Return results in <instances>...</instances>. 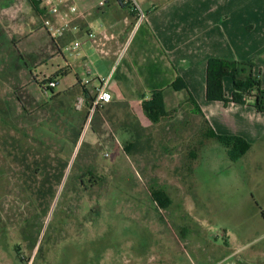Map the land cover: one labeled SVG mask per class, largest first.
<instances>
[{
	"label": "rangeland",
	"instance_id": "1",
	"mask_svg": "<svg viewBox=\"0 0 264 264\" xmlns=\"http://www.w3.org/2000/svg\"><path fill=\"white\" fill-rule=\"evenodd\" d=\"M21 2L0 0V54L8 58L0 62V85L9 84L3 94L12 106L21 90L16 75L35 62L32 53L17 60L4 37L20 39L17 14L10 16ZM25 3L45 17L40 5ZM30 44L40 47L33 40ZM59 63L56 58L50 70ZM72 79L59 78L54 91H62ZM11 116L16 126H25L19 109ZM95 117L71 153L64 151L67 165L57 179L53 173L63 165L62 156L58 160L52 152L21 141L18 166L2 152L8 150L3 142H14L17 135L0 126V264H225L229 251L224 234L231 235L232 243L238 236L231 247L236 258L244 261L256 251L259 255H250L247 264H264V142L251 143L233 164L227 156L223 161L214 141L199 146L194 119L183 131L163 128L165 134L157 137L152 151L142 144L146 135L137 133L123 142ZM192 153L195 158L190 159ZM76 164L105 180L82 186ZM151 189L167 194V209L156 205Z\"/></svg>",
	"mask_w": 264,
	"mask_h": 264
},
{
	"label": "crops",
	"instance_id": "2",
	"mask_svg": "<svg viewBox=\"0 0 264 264\" xmlns=\"http://www.w3.org/2000/svg\"><path fill=\"white\" fill-rule=\"evenodd\" d=\"M99 2H103V5L99 6ZM135 2L146 13V20L136 29L134 13L120 0H74L78 14L71 17L69 30L57 42L52 41L42 28L43 17L39 16L37 7L28 6L25 0L20 6L14 5L15 12L10 17L17 14L15 18L19 27L16 29L20 31V39L16 41L14 36L4 37L13 45L17 60H24L25 56H30L29 53L35 59L32 65H25L22 74L16 75L15 84L21 88L19 92L24 93H19L20 97L24 101L26 97L32 98L33 104H42L48 100L50 96H45L34 80L53 76L67 62L69 68L63 70L59 78L64 80L72 76L74 79L69 80L66 87L56 93L76 85L87 76V70L91 88L98 85V79L110 75L111 101L97 112V118L105 125V131L112 136H120L123 142L129 140V136H139L137 133H140V136L146 135L142 144L147 145V150L151 148L155 151L153 147L159 141L157 137L165 134L163 128L183 131L182 127H189L193 119L197 126L199 119L192 114V108L187 104L192 98L215 135L241 138L250 148L251 143L260 146L264 142V113L256 111L253 100L246 97L243 104L228 105L208 102L205 86L207 60L216 58L236 62L254 60V74L259 77L264 89V0ZM44 13L46 18L48 15ZM89 34L96 37L97 44L92 43ZM103 35L112 38L104 40ZM22 39L28 44L25 45ZM31 40L40 43V47L38 44L35 47L29 45ZM73 41L80 43L77 56L69 57L60 52V47ZM56 58L61 63L50 70ZM0 62H8L5 54H0ZM2 70L4 68L0 67V72ZM177 79L183 82L184 89L172 88ZM8 85L5 82L0 85V101L12 108L13 112L19 109L22 113L16 92L14 106L8 101L9 96L3 94ZM155 91L162 92L166 111L176 110V114L171 119L163 118L154 124L145 118L141 104L149 100ZM223 91L229 99L233 92L230 77L223 79ZM32 102H26V106L32 105ZM92 131L97 135V129ZM217 143L215 145L220 149L225 162V157L229 158L228 151ZM242 158L233 161V164ZM237 241L238 236H234L233 243ZM224 242L229 251L225 264H247L250 255H259L252 251L249 257L245 256L244 261L239 260L234 256L236 251L231 249L235 246L231 235L224 234Z\"/></svg>",
	"mask_w": 264,
	"mask_h": 264
},
{
	"label": "trees",
	"instance_id": "3",
	"mask_svg": "<svg viewBox=\"0 0 264 264\" xmlns=\"http://www.w3.org/2000/svg\"><path fill=\"white\" fill-rule=\"evenodd\" d=\"M254 66L253 61L236 62L216 58L208 59L205 86L207 101L222 102L224 105L229 103L243 104L245 98L250 97L253 100V107L256 111L264 113V89L261 87L259 77L254 74ZM62 75V73H56L51 76V79H58ZM226 77H230L233 81V92L229 99L225 97L223 91V79ZM34 83L38 86L36 80H34ZM172 88L181 90L185 86L180 79H177L172 84ZM92 97L90 90L82 86L80 81L64 92L56 93L54 89L51 90L49 100L42 104H33L32 98L24 101L16 92V99L22 110L21 118L25 122L24 127H18L14 124L11 116L13 114L12 108L0 101V126L9 128L17 135V139H13L14 142H7L6 140L3 142V144L5 143L3 145L4 148L7 147L8 150L2 152L8 153V155L5 154L6 158H12V161L14 158V162L18 166H22L21 162L16 158L17 150H21L24 145L21 141H25L28 146L35 145L52 152L58 160L62 156L61 164L63 163V165L55 166L56 170L53 173L57 179L60 174V168L67 165L63 161L64 151L67 149L70 154L71 150L79 143L88 117V108ZM78 99L83 100V106L80 110L76 109ZM26 102H32V105H35L32 111L27 109ZM187 104L192 108V114L199 119L196 132V136L199 137V139L197 138L199 146H202L207 140H213L227 149L228 156L232 161H237L245 155L250 148L246 141L238 137L215 135L195 101L190 98ZM141 107L145 118L154 124L163 118L171 119L176 114V110L166 111L161 91L153 92L149 100L142 102ZM95 116V119L98 120L97 113ZM125 148L126 152L130 151L129 147ZM190 157H192L190 159L195 158L194 153L190 154ZM76 167L77 173H80L79 176L76 174L79 184L82 183L81 179L88 177L93 180L91 182L93 186H98L100 182L105 180L104 176L97 177L88 168H83L78 164H76ZM150 192L153 201L159 208L167 209L169 207L170 200L166 193L155 189H151ZM19 249V246L15 247L16 255H19Z\"/></svg>",
	"mask_w": 264,
	"mask_h": 264
},
{
	"label": "built area",
	"instance_id": "4",
	"mask_svg": "<svg viewBox=\"0 0 264 264\" xmlns=\"http://www.w3.org/2000/svg\"><path fill=\"white\" fill-rule=\"evenodd\" d=\"M33 4L40 5L47 13V17L42 19V28L45 30L47 35L51 38L52 41L57 42L61 39L70 27V20L72 16L78 14L77 7L74 3V0H28ZM124 5L129 6L131 12L135 16V29L141 25L146 20V13L141 10L135 0H120ZM103 2H99V6H102ZM89 37L92 39L93 44H97L96 37L92 34H89ZM104 40H109L112 36H102ZM61 51L67 54L69 57L77 56L80 51V43L78 41H73L70 44H66L60 47ZM126 46L122 50V54L125 51ZM69 65L65 62L61 68L57 71V74H63L64 71H67ZM89 70H87V76L80 81V84L90 90L92 94V99L88 108V117L87 123L85 125L86 129L90 128V123L94 118L95 114L105 107L111 101V94L109 92V82L110 75L105 78L98 79V85L94 88L90 87L91 80L89 76ZM39 90L45 95L50 96L51 90H55L58 82L57 79H51V76L40 77L37 80ZM83 106V100L78 99L76 108L80 110Z\"/></svg>",
	"mask_w": 264,
	"mask_h": 264
},
{
	"label": "flooded vegetation",
	"instance_id": "5",
	"mask_svg": "<svg viewBox=\"0 0 264 264\" xmlns=\"http://www.w3.org/2000/svg\"><path fill=\"white\" fill-rule=\"evenodd\" d=\"M92 134H94V133H92ZM84 179H86V180H84ZM81 181H82V183H80L82 186L83 185H86V182L87 183H90V184H92L91 182H93V180L91 179V178H83V179H81ZM93 186V185H92Z\"/></svg>",
	"mask_w": 264,
	"mask_h": 264
}]
</instances>
